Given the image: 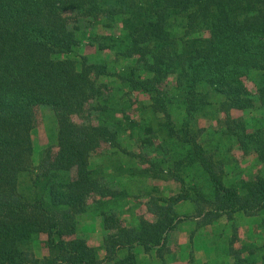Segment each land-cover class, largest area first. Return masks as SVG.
Returning <instances> with one entry per match:
<instances>
[{
  "label": "trees",
  "instance_id": "1",
  "mask_svg": "<svg viewBox=\"0 0 264 264\" xmlns=\"http://www.w3.org/2000/svg\"><path fill=\"white\" fill-rule=\"evenodd\" d=\"M114 23L117 34L97 31ZM83 46L94 51L79 52ZM252 70L263 72L255 84L263 111L234 117L231 110L255 103L243 82ZM170 74L174 85L162 87ZM134 90L151 98L142 108L149 115L139 109L132 120L124 112ZM210 92L221 96V134L256 154L251 180L229 179L197 139L196 116ZM38 111L50 122L36 149ZM125 137L156 153L146 172L160 164L165 173L172 162L191 179L190 169H202L208 191L164 195L152 186L145 206L155 220L122 218L130 212L125 199L135 196L128 182L119 184L114 164L89 167L84 157L102 140L118 147ZM186 200L195 231L209 229L212 242L230 225L226 246L234 264H245L232 250L240 220L264 231V0H0V264H169ZM86 218L102 234L96 247L82 230ZM41 235L47 253L37 255L29 245Z\"/></svg>",
  "mask_w": 264,
  "mask_h": 264
},
{
  "label": "rangeland",
  "instance_id": "2",
  "mask_svg": "<svg viewBox=\"0 0 264 264\" xmlns=\"http://www.w3.org/2000/svg\"><path fill=\"white\" fill-rule=\"evenodd\" d=\"M184 22L185 21L183 19H179L176 21V25L179 24L181 26L184 24ZM119 29V24L114 23L108 27H99L97 31L108 34H117ZM192 32L196 34L200 32V35L202 36L207 35L206 30L203 28H194ZM80 51L84 53H92L94 50L92 47L90 48L83 46L79 47V52ZM105 56L107 58L114 57L113 53L106 52ZM262 74V71L252 70L248 75L243 77L246 91L254 98L255 103L250 108L231 110L230 112L234 117L244 115L257 117L256 114H261L263 111V109H261L262 103L255 86ZM174 83L175 74H170L161 86L171 87L174 85ZM128 95L127 108L124 114H128L132 120H135L139 118V109H142L144 105L149 104L151 97L149 94L140 90L131 91ZM220 100L221 96L215 92H210V94L207 95L205 101L203 102L202 108L198 111L196 116V125L197 127L201 128L196 129V131L201 130L197 136V139L206 147L207 150L216 154V158L220 160V163L222 162L224 173L229 175V179H233V177H235L244 180H251L258 172V168L256 166V154L254 152H243L237 146L232 137L227 136L226 134H221L222 130L225 128V123H223V114L219 111L220 109L218 103ZM142 110H144L146 113H144L145 115H149V108ZM157 114L158 116H161L160 113ZM121 115L122 114H118V116ZM36 117L37 122L31 132V139L34 147L38 149L47 142V128L49 126L50 120L49 118L45 117L44 112L41 113L40 111H38ZM129 117L127 116V118ZM152 118L155 117L152 116ZM74 120L77 124L90 122V118L88 117L83 118L74 116ZM151 120L156 122L154 119ZM91 121L94 122V120ZM161 135V133L157 134L154 139L158 141ZM129 144L130 143L126 137L123 139L122 145H118V147H115V142L105 139L100 142L98 147H96L84 157V160L89 167H93L97 163H99L100 166L114 164L119 169V184H121V181L128 182L127 184L129 186L130 193L132 195L135 194V196L125 199L130 212L127 210L129 214H124L122 218L127 220L130 218V215H134L135 217L144 216L145 219L149 221L155 220V215L146 211L145 206L147 200L149 199V196L146 195V193L150 191L152 186L157 189V192H161L164 195L176 194L182 190V187H184L185 190H187L193 196H195L194 190L192 189L193 186H196V188H199L204 192L208 191V184L206 181L207 176L204 172H202V169H190L188 175L193 174L191 179L189 177H185V174H187L186 172L176 170L175 164L172 162L169 163L168 171L165 173L163 171L159 172L158 166H160V164H155L154 171L149 170L146 172L143 168H150V163L153 160V157L156 156V153L149 152L145 148L138 147V145H133L131 147ZM124 146L125 149H123ZM217 154L219 155L217 156ZM177 173L184 177L183 183L179 182L177 178H173ZM29 178L30 176L28 173H23L20 178L21 185L25 186L28 183ZM177 212L181 218V221L178 224V229L180 230L185 228L184 230L191 231L193 234L197 228V219L192 217L194 214L192 202L188 200L184 201L177 207ZM225 219V216H221L217 221L223 224H231L230 221L228 223H224ZM254 219H257V217ZM243 221H245V219L240 220V222ZM81 225L83 232L86 234L89 245L93 247L98 246L101 243L102 234L99 231L97 222L86 218L82 221ZM259 228L263 229L262 226H259ZM223 230V236L222 234H220V236L216 235L214 242H212L213 239H211L210 242H212L211 244L213 245L219 244V252L223 250L222 252L224 253L228 237L230 236L231 232L230 225H226ZM238 235L240 237L239 230ZM41 239H45V236L41 235L40 240H37L35 243L29 245L33 253L37 255L47 253V249L43 246V244H41Z\"/></svg>",
  "mask_w": 264,
  "mask_h": 264
},
{
  "label": "crops",
  "instance_id": "3",
  "mask_svg": "<svg viewBox=\"0 0 264 264\" xmlns=\"http://www.w3.org/2000/svg\"><path fill=\"white\" fill-rule=\"evenodd\" d=\"M249 219L240 222V237L233 243L232 250L241 251L240 256L245 264H251L252 261L254 264H264V231L255 228ZM184 229L179 230L177 227L170 248L174 258L169 264H234V255L230 254L227 246L223 253V250L219 252L218 247L211 244L213 235L209 229L200 228L193 234Z\"/></svg>",
  "mask_w": 264,
  "mask_h": 264
}]
</instances>
